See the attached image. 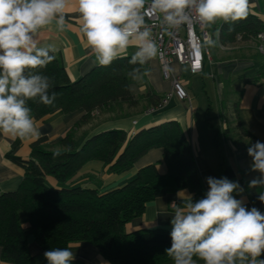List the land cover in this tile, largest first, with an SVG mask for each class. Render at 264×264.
<instances>
[{
    "label": "trees",
    "instance_id": "1",
    "mask_svg": "<svg viewBox=\"0 0 264 264\" xmlns=\"http://www.w3.org/2000/svg\"><path fill=\"white\" fill-rule=\"evenodd\" d=\"M264 29V21L254 14L245 19L222 23L213 28V38L222 45L237 40L252 39ZM54 55V53H52ZM256 74L249 80L264 82V55ZM55 56V55H54ZM131 56L118 58L107 67L95 66L86 74L71 80L58 58L42 69L30 70L49 77L56 93L53 105H44L39 98L28 100L34 120L60 112L81 115L56 143L46 136L31 142L29 157L15 154L19 141L12 143L5 157L20 166L23 178L15 191L0 193V248L1 259L9 264H48L44 252L51 248L69 247L72 242L85 241L96 247L110 264H173L165 253L171 246L170 231L162 227L126 232L125 225L141 216L146 204L157 197L182 189H189L193 200L206 194L194 158L192 146L177 121L169 120L129 135L122 129H108L91 137L76 140V131L97 118L117 119L128 116L131 110L158 104L162 95L149 87L140 95L130 90L134 81L129 73L134 67ZM141 67V72H144ZM144 77L141 80L143 81ZM145 101V106H140ZM240 136L254 137L240 121L236 124ZM230 133L229 128L226 129ZM86 135V134H85ZM234 138V137H233ZM234 138V143L240 142ZM152 148H161L166 171L159 173L155 163L140 168L123 186L100 193L76 183L80 169L90 160H99L106 171L120 174ZM248 147L240 150V159L252 158ZM61 155L53 157V151ZM242 171L245 189L257 209L264 210L258 199L264 188H250V179ZM52 177L56 187L47 184ZM181 200L176 202L177 205ZM171 206V210L177 205ZM23 216V218L21 217ZM26 223V225H23ZM32 235L42 252L30 254L27 236ZM197 263H203L194 257ZM71 264H85L74 259Z\"/></svg>",
    "mask_w": 264,
    "mask_h": 264
},
{
    "label": "clouds",
    "instance_id": "2",
    "mask_svg": "<svg viewBox=\"0 0 264 264\" xmlns=\"http://www.w3.org/2000/svg\"><path fill=\"white\" fill-rule=\"evenodd\" d=\"M80 32L95 63L107 67L114 60L136 50L129 63L143 67L160 54L152 27L146 16H161V26L173 30L199 22L210 27L218 20L225 23L245 19L249 0H76ZM69 0H0V134L12 138L39 139L41 133L32 117L28 100L39 98L53 105L56 93L49 77L34 71L51 63L56 52L53 44L41 46L37 37L51 27L63 32L67 27ZM204 45L215 47L212 36ZM134 67L129 73L134 81L148 75ZM199 67V64H196ZM169 73L174 68H167ZM131 90V89H130ZM252 158L251 170L260 176L249 182L250 188H264V142L256 141L247 149ZM61 155L53 151V157ZM209 190L193 200L186 189L177 196L182 201L171 214V246L165 253L173 264H264V214L250 210L233 193H242L238 181L227 177H207ZM258 199L264 203V191ZM48 264H71L75 254L70 247L44 252Z\"/></svg>",
    "mask_w": 264,
    "mask_h": 264
},
{
    "label": "crops",
    "instance_id": "3",
    "mask_svg": "<svg viewBox=\"0 0 264 264\" xmlns=\"http://www.w3.org/2000/svg\"><path fill=\"white\" fill-rule=\"evenodd\" d=\"M249 14H254L264 21V0H249ZM65 18L67 27L63 32L58 31L53 24L41 30L37 39L41 46L46 44L55 46L54 55L65 68L70 79L75 80L98 64L94 62L95 57L91 54L80 32L76 0H69ZM221 23L222 21L218 20L215 25L207 28L213 31V28H217ZM135 50V48H129L127 56H131ZM257 55L256 43L252 39L237 40L229 45H222L218 40L217 45L211 49V58L204 61V68L200 73L192 74L186 67L173 61L172 68L182 75L191 101L172 99L165 109L156 112L150 113L145 107L140 110H131L128 116L117 119L97 118L90 122V125L83 126L76 131V140L81 142L82 139L113 128L122 129L132 135L164 121H177L192 146L196 166L206 191L209 190L206 182L209 176L227 177L229 180L238 181L243 192L233 193V195L237 199H242L250 210L254 205L245 189L244 177L241 173L242 171L247 172L245 178L250 180L258 178L260 173L251 170L252 160L250 158L240 159L239 157L242 148L250 147L256 141L264 142V82L253 83L249 80L256 74L262 62ZM143 67L148 71V75L144 76L143 81L130 84L133 94L140 95L147 87L158 95H163L169 90L170 83L162 77L157 58ZM195 76L203 80L201 92L206 98L204 105L197 100L189 83V79ZM213 93L218 102H226L225 107L221 108L219 104L216 108L213 107L210 96ZM145 104V101H141L140 106H145ZM214 114L221 119L218 127L214 126L212 118ZM80 115L79 112L70 114L55 112L34 121L41 133L40 137L46 136L50 143H56L72 128ZM238 121L254 137L253 140H249L248 137L242 136V140L247 139L244 145L241 144V140L237 144L233 141L234 138L241 137L236 126ZM227 128L230 133L226 132ZM15 140L20 143L15 154L26 159L30 154V144L36 139L21 140L0 134V193L15 191L23 178V169L5 157ZM162 154L161 148H152L142 155L128 171L120 174L108 173L103 162L90 160L80 169L76 183L83 188L96 189L103 193L123 186L140 168L149 164L155 163L158 172L164 173L166 167L162 162ZM46 180L49 186H57V182L52 177H47ZM186 190L188 194H191L189 189ZM179 191L148 202L144 213L125 225V231L156 227L171 229V214L174 211L170 207L180 200L177 196ZM261 213L264 214V210ZM27 247L30 254L42 252L32 235L27 236ZM69 247L75 254V259L85 264H110L101 256L98 249L88 242H72ZM0 264H9L1 259V248ZM196 264L203 263L196 262Z\"/></svg>",
    "mask_w": 264,
    "mask_h": 264
},
{
    "label": "built area",
    "instance_id": "4",
    "mask_svg": "<svg viewBox=\"0 0 264 264\" xmlns=\"http://www.w3.org/2000/svg\"><path fill=\"white\" fill-rule=\"evenodd\" d=\"M161 21V16H146V23L152 27L153 38L160 50L157 59L161 74L165 80L169 81L170 88L162 95L158 104L148 108L150 113L165 109L172 99L191 101V96L182 75L179 72L169 73L167 71V68H172L173 61L186 67L190 73L196 74L203 71L204 61L211 58L210 47L203 43L208 36L213 38L212 31L206 26L194 22L192 25L173 30L172 34L169 35L161 26ZM216 40L218 41L219 38H216ZM255 40L257 52L264 55V29L257 33ZM197 62L199 63L198 68L196 67ZM260 259H264V254L261 255Z\"/></svg>",
    "mask_w": 264,
    "mask_h": 264
},
{
    "label": "rangeland",
    "instance_id": "5",
    "mask_svg": "<svg viewBox=\"0 0 264 264\" xmlns=\"http://www.w3.org/2000/svg\"><path fill=\"white\" fill-rule=\"evenodd\" d=\"M212 49V47H210V50ZM258 58H261L259 55H257ZM189 83L191 85V89H192V92L194 94H196L197 96V100L201 102V104L204 105L205 101H206V98L204 97L203 93L201 92V87L203 85V80L200 78V77H192L189 79ZM211 96V99H212V102H213V107L216 108L217 105L219 104L220 107L222 108L223 106L225 107V104L226 102H218L217 98H216V95L213 93ZM206 104V103H205ZM215 111V110H214ZM219 114V113H218ZM223 115L225 116V114L223 113ZM213 120H214V126L215 127H218V123L220 122V117H216V114H214V116H212ZM87 125H90V124H87ZM85 125V126H87ZM86 131V130H85ZM86 133V132H85ZM241 139V144H246L245 142H247V139H243L242 140V137H240ZM254 144V143H253ZM23 218V217H22Z\"/></svg>",
    "mask_w": 264,
    "mask_h": 264
},
{
    "label": "snow or ice",
    "instance_id": "6",
    "mask_svg": "<svg viewBox=\"0 0 264 264\" xmlns=\"http://www.w3.org/2000/svg\"><path fill=\"white\" fill-rule=\"evenodd\" d=\"M199 63L197 62V65H198Z\"/></svg>",
    "mask_w": 264,
    "mask_h": 264
}]
</instances>
